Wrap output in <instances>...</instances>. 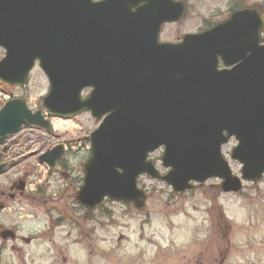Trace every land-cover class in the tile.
<instances>
[{
	"label": "water",
	"instance_id": "1",
	"mask_svg": "<svg viewBox=\"0 0 264 264\" xmlns=\"http://www.w3.org/2000/svg\"><path fill=\"white\" fill-rule=\"evenodd\" d=\"M183 12L173 0H0V48L6 52L0 82L24 87L38 63L50 84L43 99L50 115L90 112L102 120L90 136L81 205L92 208L109 197L142 208L137 179L143 175L176 192L212 178L223 180L225 192H239L242 181L221 153L232 137L242 180L264 175V15L238 11L182 43H159L161 26ZM220 61L226 70H219ZM23 126L51 131L41 111L13 99L0 111V145ZM161 147L167 175L147 160ZM63 152L58 146L39 162L53 168ZM5 168L0 164V174ZM9 237L14 234H2Z\"/></svg>",
	"mask_w": 264,
	"mask_h": 264
},
{
	"label": "rangeland",
	"instance_id": "2",
	"mask_svg": "<svg viewBox=\"0 0 264 264\" xmlns=\"http://www.w3.org/2000/svg\"><path fill=\"white\" fill-rule=\"evenodd\" d=\"M216 1L204 0L201 5L199 0H190L189 12L181 25L166 27L163 40L174 41L200 30L197 13L203 12L207 18L214 6L224 3ZM245 2L252 7L264 0ZM4 54L0 49V59ZM49 88L45 74L36 66L26 88L2 86L0 91L10 99H24L36 111L43 108L42 98ZM87 94L88 91L84 95ZM50 120V134L28 128L8 143L11 151L7 158L11 161L0 175V192L8 194L14 183L24 180L28 186L26 195L30 196L31 190L47 178L42 194L47 195L44 199L49 202L30 203L26 196L7 202L13 213H0V226L16 231V241L0 238L2 264H264V179L255 185L246 184L239 194H226L218 180H211L195 184L193 191L182 196H172L166 183L143 176L138 183L147 190L144 211L110 204L109 209L119 214V221L107 228L94 224L98 229L92 235V250L104 255L91 254L83 240L77 241L78 232L69 221L83 214L75 206V196L84 176L88 138L100 122L88 113L69 120ZM59 122L63 123L61 130L54 127ZM62 143L67 149L66 160L45 177L38 157ZM236 145L232 142L226 147V159L233 173L240 176L242 166L230 156ZM163 153L160 149L149 159L166 173L161 164ZM56 208L64 210L57 212ZM19 209H24V213H19Z\"/></svg>",
	"mask_w": 264,
	"mask_h": 264
},
{
	"label": "flooded vegetation",
	"instance_id": "3",
	"mask_svg": "<svg viewBox=\"0 0 264 264\" xmlns=\"http://www.w3.org/2000/svg\"><path fill=\"white\" fill-rule=\"evenodd\" d=\"M102 1H105V0H95V3H99V2H102ZM176 1L177 2H183L185 4V14L183 16V19H181L177 23H174V24H163L161 26L160 35H159V41H161V42L180 43L181 41H183L184 37L187 34H189V33H186V34H184L183 36H180L178 39H176L174 41H165V40H163L164 32H165L166 27L172 26V25H176V26L177 25H181L182 21L184 20V18L187 16V14L189 12V7L188 6H189V1L190 0H176ZM199 1H200L201 5L204 3V0H199ZM245 1L246 0H224L223 5L214 6L212 8V10L209 12L207 18H204L203 12H201V15L197 13V18H199L200 30L195 31L193 33L194 34L202 33L205 30L212 29L213 27H215V26L219 25L220 23L226 21L227 19L230 18V16L232 15L233 12H235L237 10H242L245 7H247L245 5V3H246ZM216 2L222 3V0H218ZM112 6L113 7H117L116 4H112ZM137 10H138L137 8H134L133 12L136 13ZM110 15L115 16V15H117V13L114 12V13H111ZM150 33H151L150 29H146L145 28V34L148 35V37H150ZM220 68L221 69L224 68L222 63L220 65ZM232 142H233V140L230 141L226 146L223 147L224 156H228L229 155V152L226 149V147L229 146ZM249 185H255V184H249ZM18 187H19V184L14 183L11 186V188H10V191H11L10 193L7 194L5 191H1L0 192V213H2L7 208V202L8 201L13 202V201L17 200L18 197L23 198V197L26 196L30 203H35V201H38V200H43L46 203L49 202V200L44 199L45 197H47V195H44V196H27L25 193H21L20 191H18L17 190ZM24 187H26V183L24 184ZM220 188H221V183H220ZM194 189H195V187H194ZM144 191L147 192L146 189ZM184 194L185 193L177 194L171 189V195L172 196H182ZM75 199H76V196H75ZM20 202H21V200H20ZM110 204L115 205L116 207L118 205H120V206H123V207H126V208H131V209L135 210L136 212H142V211L136 210L134 208L133 204H129L127 206H124L121 203L116 202V201H112L110 199H106L104 202H102L101 204L97 205L94 209H91V210L84 209V208L80 207L79 205L75 204V206L78 208V210H80L83 214L82 215H77L76 214L77 218L72 219L71 221H69V223L76 230V232H78V237L79 238L77 239V241L82 242V240H83L84 243L86 244V246L89 248V250L93 249L94 242H93L92 235L98 229V227L95 226L94 224H98L99 226H104V227L107 228L108 226L112 225L114 222H118L119 221V218H120L119 214L116 213V212L114 213V212H112V210L109 209V205ZM56 209H58V208H56ZM63 210L61 211L60 209H58L57 212H60V211L63 212ZM52 211H53V209L50 212H52ZM19 213H21V212H19ZM96 213L99 214L98 218L94 217V215ZM56 220H61V219L60 218L59 219L56 218ZM4 230H7V228L4 227V226H0V234ZM9 230H11V229H9ZM13 240L14 241L16 240V235H15V238ZM22 240L24 242H27L28 244L30 243L29 239L26 240V239L22 238ZM90 253L91 254H95V255L99 254L100 256L104 255L102 252H98L97 250H92ZM0 264H2V262H0ZM110 264H113V263H110Z\"/></svg>",
	"mask_w": 264,
	"mask_h": 264
},
{
	"label": "bare ground",
	"instance_id": "4",
	"mask_svg": "<svg viewBox=\"0 0 264 264\" xmlns=\"http://www.w3.org/2000/svg\"><path fill=\"white\" fill-rule=\"evenodd\" d=\"M62 122H59V124H56L54 127H55V129H59V130H61V129H63V126H62ZM66 125H68V126H71L72 125V123L71 122H67V123H65ZM57 127V128H56Z\"/></svg>",
	"mask_w": 264,
	"mask_h": 264
},
{
	"label": "trees",
	"instance_id": "5",
	"mask_svg": "<svg viewBox=\"0 0 264 264\" xmlns=\"http://www.w3.org/2000/svg\"><path fill=\"white\" fill-rule=\"evenodd\" d=\"M260 12L264 13V4L259 8Z\"/></svg>",
	"mask_w": 264,
	"mask_h": 264
}]
</instances>
